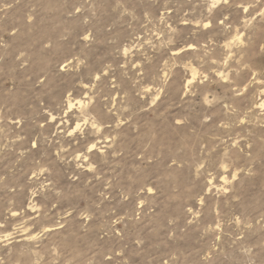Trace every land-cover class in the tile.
<instances>
[{
	"label": "rangeland",
	"instance_id": "rangeland-1",
	"mask_svg": "<svg viewBox=\"0 0 264 264\" xmlns=\"http://www.w3.org/2000/svg\"><path fill=\"white\" fill-rule=\"evenodd\" d=\"M261 101L264 0H0V264H264Z\"/></svg>",
	"mask_w": 264,
	"mask_h": 264
},
{
	"label": "bare ground",
	"instance_id": "bare-ground-1",
	"mask_svg": "<svg viewBox=\"0 0 264 264\" xmlns=\"http://www.w3.org/2000/svg\"><path fill=\"white\" fill-rule=\"evenodd\" d=\"M194 71V70H193ZM193 73V72H192ZM194 76V75H193ZM192 78V77H191ZM78 103H81V101L79 100L78 101ZM69 106H71V104H69ZM264 107V102L263 101H261L260 103H259V107Z\"/></svg>",
	"mask_w": 264,
	"mask_h": 264
}]
</instances>
